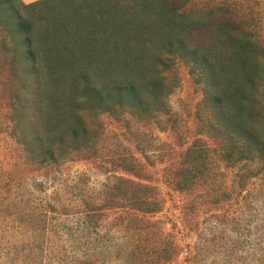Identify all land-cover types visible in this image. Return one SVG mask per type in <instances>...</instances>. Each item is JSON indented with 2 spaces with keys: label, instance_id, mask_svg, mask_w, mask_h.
<instances>
[{
  "label": "rangeland",
  "instance_id": "374dc122",
  "mask_svg": "<svg viewBox=\"0 0 264 264\" xmlns=\"http://www.w3.org/2000/svg\"><path fill=\"white\" fill-rule=\"evenodd\" d=\"M11 1L0 2V264H264V168L222 156L228 136L179 57L164 72L176 85L168 114L84 108L91 144L55 147L51 162L25 149L11 119L14 49L27 48L18 24L33 22L38 39L48 11ZM164 1L264 37V0ZM211 33L196 28L187 41ZM135 189L139 198L125 194Z\"/></svg>",
  "mask_w": 264,
  "mask_h": 264
},
{
  "label": "trees",
  "instance_id": "16d2710c",
  "mask_svg": "<svg viewBox=\"0 0 264 264\" xmlns=\"http://www.w3.org/2000/svg\"><path fill=\"white\" fill-rule=\"evenodd\" d=\"M132 1H20L48 11L38 39L33 22L18 24L27 48L14 49L21 76L11 119L25 149L51 162L55 147L66 152L91 144L84 108L146 120L168 114L176 85L164 72L179 57L204 83L215 125L228 136L222 156L230 164L257 161L264 168V37L231 19L193 20L164 0ZM196 28L212 30L206 43L187 41ZM134 191L125 194L139 198Z\"/></svg>",
  "mask_w": 264,
  "mask_h": 264
},
{
  "label": "crops",
  "instance_id": "0c3cea01",
  "mask_svg": "<svg viewBox=\"0 0 264 264\" xmlns=\"http://www.w3.org/2000/svg\"><path fill=\"white\" fill-rule=\"evenodd\" d=\"M20 1L25 3V4H30V3H33V2L38 1V0H20Z\"/></svg>",
  "mask_w": 264,
  "mask_h": 264
}]
</instances>
